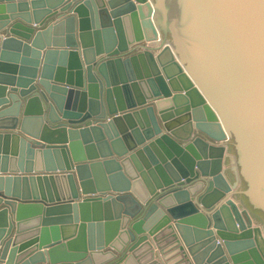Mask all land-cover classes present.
<instances>
[{"label": "water", "instance_id": "obj_1", "mask_svg": "<svg viewBox=\"0 0 264 264\" xmlns=\"http://www.w3.org/2000/svg\"><path fill=\"white\" fill-rule=\"evenodd\" d=\"M0 264H264L260 6L0 0Z\"/></svg>", "mask_w": 264, "mask_h": 264}, {"label": "snow or ice", "instance_id": "obj_2", "mask_svg": "<svg viewBox=\"0 0 264 264\" xmlns=\"http://www.w3.org/2000/svg\"><path fill=\"white\" fill-rule=\"evenodd\" d=\"M229 2L241 5V6H254L259 5L262 11H264V0H229Z\"/></svg>", "mask_w": 264, "mask_h": 264}, {"label": "crops", "instance_id": "obj_3", "mask_svg": "<svg viewBox=\"0 0 264 264\" xmlns=\"http://www.w3.org/2000/svg\"><path fill=\"white\" fill-rule=\"evenodd\" d=\"M145 11L147 12V7H145Z\"/></svg>", "mask_w": 264, "mask_h": 264}]
</instances>
